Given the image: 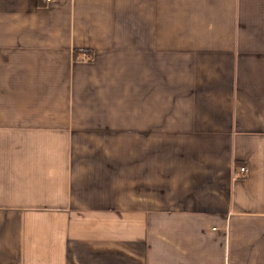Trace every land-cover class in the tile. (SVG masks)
Masks as SVG:
<instances>
[{
  "label": "crops",
  "instance_id": "1",
  "mask_svg": "<svg viewBox=\"0 0 264 264\" xmlns=\"http://www.w3.org/2000/svg\"><path fill=\"white\" fill-rule=\"evenodd\" d=\"M0 264H264V0H0Z\"/></svg>",
  "mask_w": 264,
  "mask_h": 264
},
{
  "label": "built area",
  "instance_id": "2",
  "mask_svg": "<svg viewBox=\"0 0 264 264\" xmlns=\"http://www.w3.org/2000/svg\"><path fill=\"white\" fill-rule=\"evenodd\" d=\"M45 1H46V2H51L52 0H45ZM239 170H240V172L243 173V174H244L245 171H246L245 167H240Z\"/></svg>",
  "mask_w": 264,
  "mask_h": 264
}]
</instances>
